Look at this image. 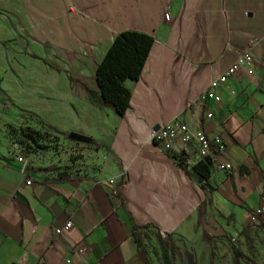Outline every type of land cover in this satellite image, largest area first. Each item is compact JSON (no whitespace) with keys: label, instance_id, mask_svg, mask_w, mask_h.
<instances>
[{"label":"crops","instance_id":"0c3cea01","mask_svg":"<svg viewBox=\"0 0 264 264\" xmlns=\"http://www.w3.org/2000/svg\"><path fill=\"white\" fill-rule=\"evenodd\" d=\"M126 29L153 43L139 76L123 81L119 116L94 69ZM247 47L251 72L228 75L218 101L201 97ZM0 92L104 159L85 174L22 170L0 136V264H163L162 253L173 263L180 251L192 260L206 239L264 230V218L246 222L264 196V0H0ZM17 114L0 109V127L19 125ZM173 116L218 136L214 158L229 168L210 166L199 181L179 144L153 141L154 126ZM66 219L71 227L54 233Z\"/></svg>","mask_w":264,"mask_h":264},{"label":"rangeland","instance_id":"374dc122","mask_svg":"<svg viewBox=\"0 0 264 264\" xmlns=\"http://www.w3.org/2000/svg\"><path fill=\"white\" fill-rule=\"evenodd\" d=\"M3 95L0 92V109L13 110L18 113L15 119H18L16 123L19 125L3 121L4 124L0 127V136L9 142L12 152L17 148L19 155L28 166L56 175H63L69 173L85 174L90 168L95 169L103 164L104 159L102 157H100L102 163L97 162L99 156L88 142L71 140L68 137L69 131H57L53 127H44L43 124L48 123L46 118L49 117L46 112L41 111L35 114V108L25 105L19 106ZM31 100L33 99L21 101L25 104L27 101L30 103ZM29 130L33 131L32 135L35 141L25 137L24 133L29 132ZM229 238L228 242H218V244L206 239L201 252L194 251L191 263L183 251L177 253L173 258V263L231 264L228 244H233L255 264H264V230L262 228L248 229L243 227L240 231L229 234ZM146 242L150 251H153L151 243ZM180 249L182 250L181 247ZM158 261L160 263V259ZM239 264L243 263L240 262Z\"/></svg>","mask_w":264,"mask_h":264},{"label":"trees","instance_id":"16d2710c","mask_svg":"<svg viewBox=\"0 0 264 264\" xmlns=\"http://www.w3.org/2000/svg\"><path fill=\"white\" fill-rule=\"evenodd\" d=\"M153 43V37L145 32L126 29L118 32L110 42L101 60L95 66L94 79L97 92L103 103L112 106L113 111L122 116L127 108L129 91L124 86L125 79H136L142 69L149 48ZM32 130L24 135L31 141H35ZM210 169L208 159L200 160L190 166V170L197 179L206 182ZM260 220V219H259ZM232 253L231 264H255L244 256L236 246L230 245ZM187 260L191 262V256L187 253ZM163 264H173L170 258L162 253Z\"/></svg>","mask_w":264,"mask_h":264},{"label":"built area","instance_id":"2783aa9c","mask_svg":"<svg viewBox=\"0 0 264 264\" xmlns=\"http://www.w3.org/2000/svg\"><path fill=\"white\" fill-rule=\"evenodd\" d=\"M166 17V14H163ZM242 67L246 73L251 72V56L248 47L238 52L235 58L217 73L208 83L207 88L201 93V97L206 96L215 101L219 100V95L214 92V88L224 86V81L235 69ZM206 116H210L207 113ZM151 139L159 142L161 147L169 149L173 144H179L180 150L184 154V162L189 167L200 160L208 159L210 166H214L220 170H227L228 163L216 161L214 156L216 153L223 151V141L218 136H208L200 127H192L173 116L168 120L158 124L157 129L151 132ZM13 156L22 164L21 169L26 167V161L19 155L17 148L13 151ZM27 184L29 180L25 181ZM264 218V196L259 204L253 206L247 211V223H254ZM72 225L70 219H66L60 226L54 228V233L61 234L68 230ZM77 251L82 259H85L86 248L84 246L77 247ZM69 263V260H66Z\"/></svg>","mask_w":264,"mask_h":264},{"label":"water","instance_id":"95a60500","mask_svg":"<svg viewBox=\"0 0 264 264\" xmlns=\"http://www.w3.org/2000/svg\"><path fill=\"white\" fill-rule=\"evenodd\" d=\"M158 125H155L154 126V129H157ZM68 137L71 138V139H75V140H80V141H84L85 138L77 133H74V132H70L68 134Z\"/></svg>","mask_w":264,"mask_h":264}]
</instances>
